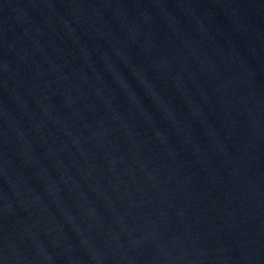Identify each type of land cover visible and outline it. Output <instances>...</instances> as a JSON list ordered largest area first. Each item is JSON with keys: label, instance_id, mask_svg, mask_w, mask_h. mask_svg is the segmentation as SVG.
I'll return each instance as SVG.
<instances>
[{"label": "water", "instance_id": "obj_1", "mask_svg": "<svg viewBox=\"0 0 264 264\" xmlns=\"http://www.w3.org/2000/svg\"><path fill=\"white\" fill-rule=\"evenodd\" d=\"M0 264H264V0H0Z\"/></svg>", "mask_w": 264, "mask_h": 264}]
</instances>
